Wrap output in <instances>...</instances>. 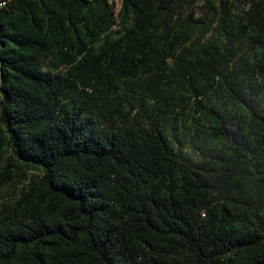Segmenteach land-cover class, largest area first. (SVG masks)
<instances>
[{"label": "trees", "instance_id": "1", "mask_svg": "<svg viewBox=\"0 0 264 264\" xmlns=\"http://www.w3.org/2000/svg\"><path fill=\"white\" fill-rule=\"evenodd\" d=\"M0 264H264V0H0Z\"/></svg>", "mask_w": 264, "mask_h": 264}, {"label": "rangeland", "instance_id": "2", "mask_svg": "<svg viewBox=\"0 0 264 264\" xmlns=\"http://www.w3.org/2000/svg\"><path fill=\"white\" fill-rule=\"evenodd\" d=\"M115 2H116V4H117V9H119V7H120V0H114Z\"/></svg>", "mask_w": 264, "mask_h": 264}]
</instances>
